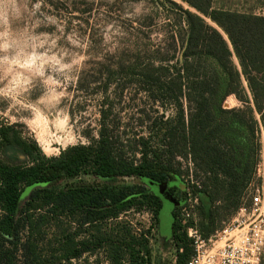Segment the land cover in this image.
<instances>
[{"label":"rangeland","instance_id":"1","mask_svg":"<svg viewBox=\"0 0 264 264\" xmlns=\"http://www.w3.org/2000/svg\"><path fill=\"white\" fill-rule=\"evenodd\" d=\"M178 6L189 9L180 0H0V124L17 125L37 141L44 154L55 156L62 148L88 144L96 138L99 110L110 106L107 122L125 148L136 150L135 142L143 136L153 149L159 148L154 152L157 156L166 142L162 139L165 130L175 126L178 116L179 106L170 93L171 79L177 81L183 74L181 52L188 34L185 14ZM212 7L264 16V0H212ZM206 22L223 34L209 19ZM211 61L197 57L191 64L189 79L212 81ZM232 62L238 68L234 56ZM215 70L222 79L219 68L215 66ZM155 77H159L157 81L152 79ZM243 84L246 89L244 79ZM245 89L240 95L251 99ZM193 98L189 102L185 96L180 97L184 116L194 108L197 96ZM243 107L233 94L222 100L224 109ZM252 116L259 124V115L255 112ZM241 126H237L241 138L237 134L236 140L241 139L243 144ZM254 137L255 176L241 192L237 208L213 209L212 233L231 220L249 191L261 185V126L257 125ZM135 152L137 158L139 153ZM10 154L13 158L15 152ZM171 166L174 177L169 182L121 179L123 184L150 189L162 203L159 219L148 204L93 226L80 227L75 218H51L32 231L30 241L35 244V254L54 259L66 236L71 237L73 248H78L82 240L93 246L94 237L101 236L100 247L69 261L55 260L54 264H117L112 249L120 242L126 244L120 264H129L133 247L128 244L133 236L142 243L134 248H140L148 264H176L171 212L177 206L176 199L185 196L188 206L187 193L191 198L198 197L193 187L204 186L206 174L189 156L175 155ZM79 180L94 179L82 174L71 182ZM197 206L198 200L192 204L190 222L199 228ZM180 230H185L182 223ZM27 234L21 231L19 245ZM19 256L20 252L18 264L22 261Z\"/></svg>","mask_w":264,"mask_h":264},{"label":"trees","instance_id":"2","mask_svg":"<svg viewBox=\"0 0 264 264\" xmlns=\"http://www.w3.org/2000/svg\"><path fill=\"white\" fill-rule=\"evenodd\" d=\"M180 1L192 11L178 6L188 25L181 52L184 75L177 81L171 79L170 93L179 106L178 116L175 126L165 130L162 139L166 142L157 156L154 152L159 148L153 149L143 136L136 140V150L125 148L107 122L110 106L99 110L96 138H91L88 144L62 148L55 156L44 154L37 141L17 125L0 124V264H18V252L22 258L19 264H54L55 260L69 261L101 246V236L94 237L93 246L87 240L79 241L78 248H73L71 237L66 236L54 259L35 254V244L30 241L32 231L51 218L68 221L75 218L80 227L93 226L117 218L135 206L148 204L154 207V216L159 219L161 202L150 189L123 184L121 179L168 182L174 177L171 158L175 155L189 156L206 174V184L193 187L198 193V229L203 237L213 231V209L237 208L241 192L255 176V129L259 125L264 130V16L215 9L212 0ZM233 56L238 68L232 62ZM197 57L212 60V81L202 77L189 79L191 64ZM215 66L222 79L217 76ZM242 88L251 99L240 95ZM229 94L243 104V109L222 108V100ZM181 96L189 102L197 96L194 108L186 116L179 102ZM216 96L222 97L216 101ZM255 112L259 124L252 116ZM238 125L244 129L243 144L241 139L236 140L237 134L240 137ZM135 151L139 153L137 158ZM10 152H15L13 158ZM82 174L94 180L71 182ZM168 189L172 193L171 186ZM176 202L170 233L176 245V264H186L192 247L185 230H180L178 217L186 205L185 196ZM215 202L220 205L215 206ZM22 230L28 234L19 245ZM130 237L128 245L133 248L129 264H148L140 248H134L142 243ZM123 246L126 244L120 242L112 249L117 264L123 256ZM259 264H264V254Z\"/></svg>","mask_w":264,"mask_h":264},{"label":"built area","instance_id":"3","mask_svg":"<svg viewBox=\"0 0 264 264\" xmlns=\"http://www.w3.org/2000/svg\"><path fill=\"white\" fill-rule=\"evenodd\" d=\"M186 195L190 205L186 202L180 209L179 218L192 247L186 264H259L264 251V170L261 185L249 191L231 220L207 238L190 222L197 198Z\"/></svg>","mask_w":264,"mask_h":264},{"label":"flooded vegetation","instance_id":"4","mask_svg":"<svg viewBox=\"0 0 264 264\" xmlns=\"http://www.w3.org/2000/svg\"><path fill=\"white\" fill-rule=\"evenodd\" d=\"M168 182H169V181H168ZM172 186H173V185H172ZM172 186H171V187H172ZM169 187H170V186H169ZM171 194H172V193H171ZM161 207H162V203H161ZM160 209H161V208H160ZM173 210H174V209H173ZM173 210H172V212H173Z\"/></svg>","mask_w":264,"mask_h":264},{"label":"water","instance_id":"5","mask_svg":"<svg viewBox=\"0 0 264 264\" xmlns=\"http://www.w3.org/2000/svg\"><path fill=\"white\" fill-rule=\"evenodd\" d=\"M162 208V207H161ZM171 215H172V212H171Z\"/></svg>","mask_w":264,"mask_h":264}]
</instances>
